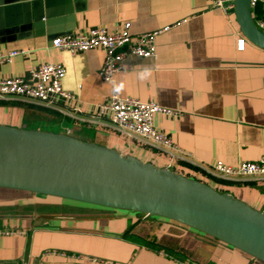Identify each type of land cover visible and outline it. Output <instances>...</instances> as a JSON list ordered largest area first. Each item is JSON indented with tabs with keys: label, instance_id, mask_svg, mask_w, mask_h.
<instances>
[{
	"label": "crops",
	"instance_id": "1",
	"mask_svg": "<svg viewBox=\"0 0 264 264\" xmlns=\"http://www.w3.org/2000/svg\"><path fill=\"white\" fill-rule=\"evenodd\" d=\"M212 5L213 0H0V54L25 52L0 65V79L61 64L67 70L63 89L76 96L67 106L79 110L73 118L36 102L0 100V125L30 130L28 123L40 121L52 127L44 132L114 149L264 212V177L216 178L204 170L258 162L264 153V50L248 40L238 50L244 36L235 13L228 18ZM126 24L134 39L176 27L159 36L156 60L128 56L125 70L110 83L98 75L102 49L72 53L52 46L57 37L94 28L115 34ZM116 93L173 112L157 113L154 126L179 146L176 157L162 146L76 119L96 116ZM100 121L112 125L109 115ZM0 189V264H264L177 221Z\"/></svg>",
	"mask_w": 264,
	"mask_h": 264
},
{
	"label": "water",
	"instance_id": "2",
	"mask_svg": "<svg viewBox=\"0 0 264 264\" xmlns=\"http://www.w3.org/2000/svg\"><path fill=\"white\" fill-rule=\"evenodd\" d=\"M251 1L236 0V20L243 36L264 50V33L255 24ZM6 173L59 177L78 187L0 182V188L177 221L264 261V212L114 149L65 134L0 125V180L10 178Z\"/></svg>",
	"mask_w": 264,
	"mask_h": 264
},
{
	"label": "built area",
	"instance_id": "3",
	"mask_svg": "<svg viewBox=\"0 0 264 264\" xmlns=\"http://www.w3.org/2000/svg\"><path fill=\"white\" fill-rule=\"evenodd\" d=\"M235 2L236 0H213L212 9L221 10L229 18L235 13ZM260 8L262 11H259ZM251 9L257 28L264 33V0H252ZM179 25L181 23L176 26ZM173 27L147 32L137 36L136 39L131 34L130 24H126L123 30L115 34L103 28H94L87 33L57 37L52 41V46L72 53L102 49L105 52V60L98 75L103 82L110 83L116 75L125 70L128 56L156 60L159 36ZM246 40L245 37L238 38V50H244ZM24 54L25 52L17 51L0 54V65ZM66 75L67 70L63 65L45 64L31 69L25 77L0 79V100L36 102L74 118L73 112L79 113V110L70 109L67 106L76 99V96L63 89V80ZM67 110H71L72 113H67ZM157 113L173 114L172 111L154 102H143L130 97L123 98L116 93L98 106L96 116H91L89 119L76 117V119L110 128L142 144L162 146L171 157H176L180 152L179 146L154 126V116ZM108 115L111 117L112 125L100 121ZM204 170L216 178L220 176L241 179L264 177V153L258 162H242L237 166H225L218 163L213 168H204Z\"/></svg>",
	"mask_w": 264,
	"mask_h": 264
},
{
	"label": "bare ground",
	"instance_id": "4",
	"mask_svg": "<svg viewBox=\"0 0 264 264\" xmlns=\"http://www.w3.org/2000/svg\"><path fill=\"white\" fill-rule=\"evenodd\" d=\"M6 174L7 175H4V176L10 177V178L7 180L2 179L0 180V182L2 183L7 182V183H12V184H17V185H34V184L48 183L56 187L63 186L66 189H74L75 187H78L76 183L70 180H67V179L59 178V177H47V176H41L40 174H21V173H13V174L6 173ZM20 196H22V194H20ZM11 197H8V198H11Z\"/></svg>",
	"mask_w": 264,
	"mask_h": 264
},
{
	"label": "rangeland",
	"instance_id": "5",
	"mask_svg": "<svg viewBox=\"0 0 264 264\" xmlns=\"http://www.w3.org/2000/svg\"><path fill=\"white\" fill-rule=\"evenodd\" d=\"M28 126V129H30V130H35V129H37V130H39V131H50V130H52V127H50V126H47L45 123H42V122H40V121H36V122H34V123H28L27 124Z\"/></svg>",
	"mask_w": 264,
	"mask_h": 264
},
{
	"label": "trees",
	"instance_id": "6",
	"mask_svg": "<svg viewBox=\"0 0 264 264\" xmlns=\"http://www.w3.org/2000/svg\"><path fill=\"white\" fill-rule=\"evenodd\" d=\"M40 109V108H39ZM42 110H44V108H42ZM47 110V109H46ZM60 116V115H59ZM64 118V117H63Z\"/></svg>",
	"mask_w": 264,
	"mask_h": 264
}]
</instances>
